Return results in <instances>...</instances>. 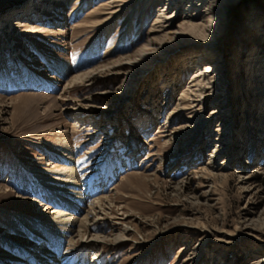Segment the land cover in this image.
<instances>
[{
  "label": "rangeland",
  "instance_id": "rangeland-1",
  "mask_svg": "<svg viewBox=\"0 0 264 264\" xmlns=\"http://www.w3.org/2000/svg\"><path fill=\"white\" fill-rule=\"evenodd\" d=\"M110 1L0 0V264H29L44 245L25 226L35 234L62 210L45 178L79 198L75 219L98 207L88 234L109 244L76 248L65 232L58 264H264V96L248 84L257 67L264 79V54L240 38L245 26L264 44V18L247 27L230 12L213 40L185 35L137 60L158 41L157 5L173 28L187 0L130 5L91 30ZM63 168L66 187L53 181Z\"/></svg>",
  "mask_w": 264,
  "mask_h": 264
},
{
  "label": "bare ground",
  "instance_id": "bare-ground-1",
  "mask_svg": "<svg viewBox=\"0 0 264 264\" xmlns=\"http://www.w3.org/2000/svg\"><path fill=\"white\" fill-rule=\"evenodd\" d=\"M155 1L156 0H111L110 3L106 2L100 4L99 6L100 8L97 9L96 12L91 13L89 15L90 17L97 16L98 18L100 17L102 19L98 22H95L89 28H91V30L92 28L94 29V27L97 28V26L103 28L104 27L106 28L108 26L109 28L112 21L117 19L116 17L119 16L130 5H133L130 15L133 14L135 8H137L140 5L142 6L140 12L141 14H144L149 4ZM182 1L183 0H168V5L172 6L173 9H177L182 4ZM157 8H158V15L149 30V34L155 38H158V41L154 47H152L151 49L149 48L150 51L149 50L145 52L143 51L144 53L142 55L139 54L137 60H139L143 55H145L146 52L147 53L155 52V51L157 52V50L163 48L165 44H168L169 42L173 43V41L177 40L178 38H182L185 35L191 36V34H194V36L197 37L199 36L200 37L199 39H201L202 41L213 40L212 34L216 29H218V27L226 26L225 16L230 12L243 11V13L249 14L247 27L251 25V21L253 20H255L254 23H256L259 19L258 18L259 16H262V18H264V0H187V4L183 6L185 17L182 21V26L179 25L172 28V26H174L172 21L174 18H176L174 13H172L171 11L169 12V10H171L169 9V7L168 8H166L165 6L162 7L160 6V4L157 5ZM197 8H202V9L201 10L199 9L200 10L199 11L197 10ZM254 26L255 24H253L252 27ZM242 28L239 30H242V33L246 32V35L240 37L243 40L242 42H244L246 46L247 45H249V47L251 46V48L254 47L253 45H256L257 49L262 50L263 51L262 54H264V44L263 43L257 44L256 41L251 40L250 36H248L251 35L252 29L250 31L249 28V30L246 31L245 26ZM224 29L228 31V27L227 28L225 27ZM156 32H159V34H157V36H154ZM263 36H264V32H263ZM257 57L253 59V64L258 63ZM203 62H204L203 63L204 72L199 70L197 74L198 77L203 76L204 79L208 76V74H206L205 72H207L209 69L207 68L208 66H206L205 64L206 61ZM116 63L118 66L119 64L123 66V63L121 61H118ZM89 73L90 72L72 77V79L69 81V83H67V85L70 86L74 83L82 81L85 77H88V75H90ZM259 74L260 73L258 72V67H257V70H255L254 73L251 74L248 84L254 96L257 98H262L264 96V79L261 78ZM65 173L67 174L65 175L64 180H62L60 176V178L59 177L53 178V181H57L64 187L68 186V184L70 183V181L66 179L67 177L70 176V174L68 173V169L63 168L62 170L54 172L55 175L58 174L63 175ZM46 179L47 178L43 180V189L46 193L47 200H53L52 202L54 203V206L58 209H60V207L62 206V210L59 211L52 210L51 212L47 213L49 216L45 217L46 220L45 225L47 224L46 228L42 226L40 230L38 231L36 230L37 232H35V234L33 231H31L32 229H30L31 227L28 226V224L25 226V230L27 231V233L33 235L35 237V240L36 239L39 240L41 238L39 242L40 243L44 242V245L38 247L39 250H35L37 252H34V254L37 253L36 255L40 256L38 260L41 261L44 260L46 261L47 264H58L59 261L54 262L58 258L56 251L59 249V246L57 244L60 243L59 238L62 237L61 235H66L65 232H69V236L64 237V239H66L65 242L69 243L73 247L76 248L80 247L81 249H87V250L88 249L99 250L100 248L108 247L109 244L106 241V239L88 234L89 229L96 222L95 219L99 221L105 220L103 217V213L101 214L96 212V209L98 207H91L89 209L91 210V214L94 213L96 215L95 219H89L88 215L90 213L87 214L85 213V215H82L79 219L76 218L77 219L76 220L71 214L79 211L80 202L77 201L79 198L73 196L76 200H73V202H71L70 201L71 197L68 195L69 191H67L66 188L57 189L56 187L50 186L49 183H46L47 181ZM0 194H4V191L0 192ZM106 200H107L106 197L101 196L98 197L97 200H95L96 201L95 203L99 204V208H103L104 204L107 203ZM101 211H104V209H101ZM52 214H55V216H52ZM75 227L76 229H74ZM56 238L58 239L57 243L54 242ZM124 241L125 240L123 238L116 237L114 239V243L110 245L118 246L121 245V243H123ZM46 245L48 246V248H45ZM14 246L15 245H11L12 248ZM13 250H15L18 254L21 255L23 253L21 247L18 246H15ZM64 262L65 260L61 263ZM68 262L69 260H66V264ZM32 263L35 264L34 260L32 261Z\"/></svg>",
  "mask_w": 264,
  "mask_h": 264
}]
</instances>
